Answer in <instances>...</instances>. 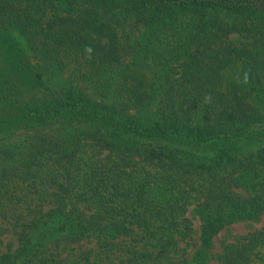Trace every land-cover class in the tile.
<instances>
[{
  "label": "trees",
  "instance_id": "16d2710c",
  "mask_svg": "<svg viewBox=\"0 0 264 264\" xmlns=\"http://www.w3.org/2000/svg\"><path fill=\"white\" fill-rule=\"evenodd\" d=\"M257 99L264 0H0V264H186L193 202L205 264L264 209ZM256 257L264 225L214 264Z\"/></svg>",
  "mask_w": 264,
  "mask_h": 264
},
{
  "label": "rangeland",
  "instance_id": "374dc122",
  "mask_svg": "<svg viewBox=\"0 0 264 264\" xmlns=\"http://www.w3.org/2000/svg\"><path fill=\"white\" fill-rule=\"evenodd\" d=\"M236 40L237 35L235 36ZM144 71L151 76V68L149 64H146L144 66H140ZM222 75L224 79L223 87L229 85V84H242L243 83V72H242V63L238 60H235L231 63H229L227 66H225L222 69ZM251 101H254L253 98H251ZM255 104H258L263 107L264 109V103L260 102L258 99ZM187 217L190 219L191 222V230H190V237H187L183 241L180 242V250L188 259V262L186 264H190L191 258L195 252V250L199 247L200 241H199V230H200V220L198 218V215L195 211V204L194 202L191 203L188 207V210L186 211ZM264 225V209L262 210L261 214L256 219L251 218H245V219H239L230 222L225 227H223L220 231H218L208 248V257L205 261V264H214L216 262V255L218 252L222 251L223 243L228 241H235L240 236L245 235L246 233L260 228ZM3 243H0V247L4 248L5 245L9 242L13 247L15 244V236L12 231H6L4 235L2 236ZM87 246L91 247L94 246L93 240H87L86 243ZM172 253V259H176L177 255L180 256L179 252ZM257 259H252L251 261L247 262L246 264H264V261ZM92 260L94 261V264H103L102 260L99 258H96L93 256Z\"/></svg>",
  "mask_w": 264,
  "mask_h": 264
}]
</instances>
